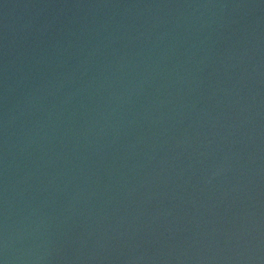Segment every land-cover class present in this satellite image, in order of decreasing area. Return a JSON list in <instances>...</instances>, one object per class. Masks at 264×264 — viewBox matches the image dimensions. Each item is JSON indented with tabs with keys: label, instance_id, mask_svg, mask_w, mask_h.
<instances>
[{
	"label": "water",
	"instance_id": "1",
	"mask_svg": "<svg viewBox=\"0 0 264 264\" xmlns=\"http://www.w3.org/2000/svg\"><path fill=\"white\" fill-rule=\"evenodd\" d=\"M2 264H264V0H0Z\"/></svg>",
	"mask_w": 264,
	"mask_h": 264
},
{
	"label": "snow or ice",
	"instance_id": "2",
	"mask_svg": "<svg viewBox=\"0 0 264 264\" xmlns=\"http://www.w3.org/2000/svg\"><path fill=\"white\" fill-rule=\"evenodd\" d=\"M0 264H2V261H0Z\"/></svg>",
	"mask_w": 264,
	"mask_h": 264
}]
</instances>
